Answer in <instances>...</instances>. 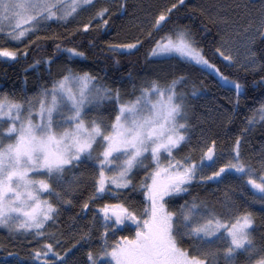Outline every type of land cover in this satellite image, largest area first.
<instances>
[{"label":"snow or ice","instance_id":"obj_1","mask_svg":"<svg viewBox=\"0 0 264 264\" xmlns=\"http://www.w3.org/2000/svg\"><path fill=\"white\" fill-rule=\"evenodd\" d=\"M185 3L0 0V43L24 45L0 46V58L26 63L19 89L0 84V229L13 248L35 245L21 256L0 242V264H80L85 245V264H264V141L254 157L244 151L249 134L264 136V0L199 7L217 27L224 70L190 24L173 20ZM129 16L140 35L102 38ZM73 22L67 35L53 29ZM93 30L88 46L113 53V69L150 43L139 83L127 73L131 90L108 64L83 65L87 53L70 42ZM48 41L52 54L40 55ZM194 71L226 93L203 119L191 101L211 87ZM241 116L222 146L212 126L227 136Z\"/></svg>","mask_w":264,"mask_h":264},{"label":"trees","instance_id":"obj_2","mask_svg":"<svg viewBox=\"0 0 264 264\" xmlns=\"http://www.w3.org/2000/svg\"><path fill=\"white\" fill-rule=\"evenodd\" d=\"M175 2V0H129L130 4H142L145 6V9L147 11H151V9L147 8V5H167L169 3ZM221 2V0H186L185 6L180 8L178 12H174L173 14V20H177L181 24H190L193 31L197 33V38L203 40V46L205 48L206 54L212 59L213 62H216L219 67H221L222 70H224V65L220 63V61L217 59L216 55H213L215 43L214 40L216 39V33H217V27L212 24L207 15H204L200 12L199 7L201 5H208L211 3H217ZM224 3H232L233 0H223ZM99 7V4L97 5ZM132 12V9H129V13ZM88 13H85L82 18L81 22L86 21ZM142 20L151 19V17H144L143 13H139ZM204 25L208 26L209 31L205 32ZM76 27V23L73 22L71 24L65 25L63 28H58L55 25H53V29L55 32L60 33L62 35H67V31H71ZM162 34V33H161ZM43 35V34H41ZM48 35H51V33H48ZM95 35V31L93 30L88 36H81L76 35L75 40L71 41L70 43L73 45H79L82 50H84L88 58L87 60L83 61V65L85 67H90L93 69H98L103 64L109 65V71L115 72L117 76L122 77L124 79L125 84L128 86L129 90H131V81L129 80V77L127 76V73L131 72L132 78L136 80V83H139V77L143 76V71L146 67V60L145 56L147 51L150 48V43L146 42L144 43L143 47L139 49L138 52H134L132 55H122L119 56V59L121 61L120 67L118 69H113L111 67V57L114 55L110 52H97L96 49H92L88 46V40L92 38V36ZM138 35H140L139 28L136 26V22L134 20L130 19L129 17H123L120 19H117L115 22V25L112 27V29L107 33V35H104L101 33V36L103 39H112L116 43H123L127 42L129 39L135 38ZM24 44H27V40L24 41ZM0 46L3 47H9V48H19L23 49V44H19L17 42H9V43H0ZM101 47H104L101 45ZM53 50V43L52 41H48L46 49H44L40 55L45 54H52ZM35 53L29 54L27 63H31L33 56ZM26 66V63L24 61H21L19 63H4L3 58H0V84H7L8 87H11L13 83H15V86L17 89L22 84V77L25 75L23 72V67ZM226 74L236 75V69L233 68L230 71L226 72ZM30 77V87H31V77L32 73L29 72L27 74ZM193 79L196 80H204L205 83H208L211 87V92L204 98L192 100L191 103L194 105V112L195 117H200L203 119L205 116H209V109L214 107L216 104V99H223V97L226 95L225 91L222 89H218L214 86L212 81L206 77L205 74H201L199 72H193L192 74ZM251 79V77H249ZM2 90V89H0ZM225 104L227 103L226 100L223 101ZM194 117L193 122H196ZM242 116L240 118H237L235 123L232 125H229V132L228 135H224V128L220 124L219 120L216 121V124L212 126V130L219 132L220 136L219 139L224 141V145L222 146H228L231 144L232 140H234L235 135L239 133V129L243 126L242 125ZM211 124V120H208L207 123L203 124L204 127H209ZM262 141H264V136L261 135L260 130L258 129L256 132L249 134L248 136V143L244 145V151L246 155L249 156H255L260 150ZM212 189L216 188V185L210 186ZM223 191V186H221V191L216 192V196H220ZM87 193H85L86 195ZM204 193L201 192V195ZM82 199V197H81ZM256 210H259V207L256 206ZM79 208L74 207L70 211H65L61 217V223L66 224L70 223L69 216L75 212H78ZM90 215V214H89ZM88 217H85L81 223H87ZM257 224L258 225H264V219H262L260 216L256 217ZM0 242L4 243L6 245L7 251H18L21 256H26L28 251L31 250V247H34L35 245L31 246H21L17 245L15 248L12 247L11 244L8 243L7 240V234L3 229H0ZM93 248L96 249V245L93 244ZM87 251L88 246L85 245L84 248L78 249L75 252V255H77L80 264H85L86 258H87ZM4 254L3 251H0V256Z\"/></svg>","mask_w":264,"mask_h":264}]
</instances>
